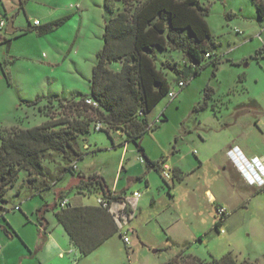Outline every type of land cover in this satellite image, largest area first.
Instances as JSON below:
<instances>
[{"label": "rangeland", "instance_id": "obj_1", "mask_svg": "<svg viewBox=\"0 0 264 264\" xmlns=\"http://www.w3.org/2000/svg\"><path fill=\"white\" fill-rule=\"evenodd\" d=\"M1 1L6 2V10ZM199 1L209 9L206 19L217 44L213 51L221 56L222 64L216 76L213 65L204 67L192 80L182 75L187 85L179 88L174 68L184 67L186 58L181 52L160 54L157 65L169 79L170 92L177 95L174 99L166 95L150 114L151 124L158 128L141 138L138 145L130 144L129 153L123 157V147L113 149L106 132L92 131L86 136L91 151L96 144L109 147L101 153L89 152L77 162L86 174L90 172L87 168H94L109 184L122 176L124 186L128 176H144L151 188L139 181L130 186V193L140 191L143 198L137 218L131 223L125 216L123 219L125 231H133L129 247L117 234L88 257L77 259L76 264H201L196 259L210 264L213 258L228 254L240 264H264V192L257 193L258 189L251 186L232 187L220 164L228 140L238 139L232 144L241 141L264 149V56L259 54L264 48V18H260L254 0ZM23 2L20 7L19 0H0V16L15 18V28L21 29L14 34L0 31L2 132L14 126H39L43 113L38 111L39 105H30L38 97L44 102L89 92L97 53L104 44L105 21L110 16L105 0ZM65 16L71 18L49 35L39 36L34 31L17 38L36 20L44 26L52 22L50 17L55 21ZM8 39L12 40L10 46L3 43ZM209 85L215 94L208 107L201 108ZM138 146L153 161L166 159L171 166L180 163L185 167L183 179L165 181L147 161L141 163ZM207 191L222 196L221 207L228 210L219 230L215 228L219 222L217 205ZM12 192L6 208L19 201L24 205L26 195ZM98 196H91V201ZM123 203L119 200L115 205L122 208ZM0 217L2 222L4 218L14 223L24 219L21 212L2 210Z\"/></svg>", "mask_w": 264, "mask_h": 264}, {"label": "trees", "instance_id": "obj_2", "mask_svg": "<svg viewBox=\"0 0 264 264\" xmlns=\"http://www.w3.org/2000/svg\"><path fill=\"white\" fill-rule=\"evenodd\" d=\"M254 1L263 19L264 2ZM105 8L112 16L105 25L103 48L97 53V63L89 80L90 94L72 99L50 98L44 102L38 97L30 105H39L38 111L47 118L45 123L28 129L14 127L0 131V210L6 211L7 194L18 184L21 189L26 186L44 192L52 189L53 183L62 180L66 173H78L74 165L84 158L80 139L92 131L106 132L111 139L113 132L122 131L127 143L138 145L141 138L157 129V124H151L150 114L171 91L169 79L157 65L160 54L181 52L186 58L184 67L174 68L179 83L187 85L181 80L182 75L192 80L210 65L214 66L216 76L222 58L213 51L217 44L206 19L209 9L199 0H105ZM70 18L65 16L44 26L32 27L27 33L49 35ZM259 54L264 56V48ZM205 60L210 61L205 63ZM116 64H120L119 70L112 68ZM214 94L215 90L207 86L201 108L208 107ZM88 99L97 102L98 107L89 105ZM98 122L107 128L97 131ZM138 150L150 167L162 175L165 163L149 160L142 146ZM55 165L58 170L53 174L51 167ZM79 178L80 184L76 187L80 190H94L107 200H124L100 175L87 179L79 175ZM258 192L264 190L258 189ZM66 207L57 213V219L81 257L91 255L121 234L114 216L102 206ZM222 225L219 221L215 228L219 230ZM196 261L203 263L201 259ZM210 264L240 263L228 254L221 259L213 258Z\"/></svg>", "mask_w": 264, "mask_h": 264}, {"label": "crops", "instance_id": "obj_3", "mask_svg": "<svg viewBox=\"0 0 264 264\" xmlns=\"http://www.w3.org/2000/svg\"><path fill=\"white\" fill-rule=\"evenodd\" d=\"M19 2H20V7H23L25 1L23 2V0H19ZM1 3L3 4V9L6 10L7 9L6 2L1 1ZM111 16H112L111 14L110 16H108V18L105 21V25L107 23V20ZM50 19L51 21H53L56 18L50 17ZM42 25L43 24L41 23V26ZM21 32L23 33L18 35L17 38H21L30 34L27 33V30ZM3 43H6L10 46L12 40L8 39ZM115 66H117V68H114V70L120 69V64H116ZM88 91L89 92L86 95L90 94V86L88 88ZM40 116L44 119L39 124L42 125L47 121V118L44 117L43 115ZM14 127H18V126H14ZM20 128L28 129L23 127ZM253 134L255 135V132ZM112 136L113 139H111L108 136L109 139L112 141L111 147L113 149L123 147L122 157L125 154L127 156V154L129 153V146L130 144L133 143L126 142L125 140L126 135L122 131L113 132ZM237 140L238 139L228 140L223 145V152H222L223 159L221 160L220 164L221 167L224 169V173L227 177V180L228 181L231 180L232 187L236 189L237 188L239 189L241 187L249 188V185L246 183L240 171L234 165L233 161L228 155V152L233 147H239L248 159L260 158L264 160V149L258 150L256 147H253L252 144L251 145L245 144L244 142L241 141L239 142V144H232L233 142L235 143V141L237 142ZM81 149L84 152V158L85 157L87 158L89 152L101 153L102 151L108 150L109 147L98 146L96 144L95 149L91 151L90 146L88 145L87 137H84L83 144L81 143ZM176 151L177 150H175V152ZM145 154L147 158L151 160L147 155L146 151ZM140 157L144 158L143 153H141ZM144 160L146 161L145 158ZM153 162H159V163L164 162L166 166H169L172 170L171 172L173 175V179L183 178L184 176L183 174L185 173V167H183L180 163H174L171 166L170 164L166 163V159L155 160ZM87 169L88 171H90L89 174L88 173L86 174L84 170L81 168V166L77 164L78 173H76L75 175L66 173L62 177V180L55 181L53 183L52 189L44 192L37 189L32 190L26 186L21 189L20 188L21 184H18L17 186H15V188L12 189L13 191L12 194L15 196H21L22 194L26 195V199L24 200L25 204L22 205L23 202L19 201L18 204H15L12 208L9 209L6 208L5 205L4 207L6 211L3 212L4 213L14 212V214L16 212H21V214L24 216V219L19 220L18 219L19 217H17L18 219L17 223H14L10 218H4L3 222L0 220V264H76L79 258L80 260L85 258L80 256V253L78 249L73 245L68 232L63 227V225H61V223L58 221L57 213L60 212L62 209L67 208V207H62L61 205L64 200H67L69 202L68 206L70 207L100 206L98 204V200L103 198L101 193L93 192L94 190L92 191L87 189L80 190L78 187H76L77 185L80 184L79 175L86 179L89 176L95 174L101 176V174L94 172V168L89 167ZM57 170H58V166L55 165V167L54 166L51 167V171L53 174H56ZM124 170L125 169L123 168V171ZM68 176L71 177L68 178ZM102 177L104 176L102 175ZM121 178L122 176H120L119 179L117 176L113 184H109L107 181L106 182L109 188L112 189L114 192L121 193L123 199L127 198L129 200H133L135 205L131 207L132 208L131 212H135V217L137 218L138 212L140 211L139 205L143 198V194L140 191H134L133 193H130V186L134 182L139 181L138 178H143L139 182L140 183L145 182L146 188L150 189L151 188L150 180L147 179V177L144 176L140 177L139 175L132 177L128 176L126 182L127 185L124 186V183L122 184L121 182ZM174 184L175 183L173 182V186L175 187ZM171 190L172 189H170L169 192H171ZM10 191L11 190H9L7 194L9 200H10L9 197ZM135 192L140 193L141 197L140 198L134 197ZM207 193H210V191H207ZM210 194H211V199L214 201V204L217 205L216 208L221 207L222 205L220 203L224 201L222 200V196H215L212 193ZM93 195H99L95 202L91 201L90 199V197ZM15 207H20L21 209L17 211L15 210ZM48 207H52V209H48ZM47 213H50V215ZM4 215L5 214H3L2 216ZM133 221L134 219H132L130 223ZM119 230L122 233L123 230L120 229V227ZM114 237H112L107 242H105L101 247L105 246ZM100 248H98L97 250H99ZM71 251H74V253L71 254ZM74 256L77 257L78 259L77 261L73 260Z\"/></svg>", "mask_w": 264, "mask_h": 264}, {"label": "built area", "instance_id": "obj_4", "mask_svg": "<svg viewBox=\"0 0 264 264\" xmlns=\"http://www.w3.org/2000/svg\"><path fill=\"white\" fill-rule=\"evenodd\" d=\"M10 19L0 16V31H7L9 26ZM41 23L36 20L34 25L32 27H40ZM208 57L210 55H207ZM179 86L181 88L185 87L184 82H180ZM177 93L170 92L169 96L170 98L174 99L176 97ZM87 103L93 107H98V103L95 102L93 99H88ZM160 120V119H159ZM158 120V121H159ZM105 129V125L101 122H98L96 124V130L100 131ZM228 155L230 156L231 160L233 161L234 165L237 167V169L240 171L241 175L245 179L246 183L251 186L255 187L259 190H264V160L260 158H254V159H248L242 150L239 147H233L229 150ZM141 162L145 163V160L141 158ZM75 168H77V165H74ZM171 168L169 166H164L162 176L165 180L170 181L173 179V175L171 172ZM134 197L140 198L141 194L138 192L134 193ZM117 200H107L105 198H101L98 200V204L102 206L103 208L109 210V212L114 216L116 223H118L120 229H122V239L127 247L130 245V237L129 235L133 233L131 229H128L125 231V228H123V219L124 216L129 220L128 223L135 217V212H131V207L134 206L133 200H129L127 198H124L125 203H123L122 208L121 205H115V202ZM69 202L67 200H64L62 202V207L68 206ZM120 209V210H119ZM15 210H20V207H15ZM217 214L219 217V221H222L223 223L228 217V210H226L224 207H218L217 208ZM74 251H71V254H73ZM74 261H77V257L74 256Z\"/></svg>", "mask_w": 264, "mask_h": 264}, {"label": "water", "instance_id": "obj_5", "mask_svg": "<svg viewBox=\"0 0 264 264\" xmlns=\"http://www.w3.org/2000/svg\"><path fill=\"white\" fill-rule=\"evenodd\" d=\"M16 31H17V29L14 26V18H11L10 22H9L7 33L8 34H14Z\"/></svg>", "mask_w": 264, "mask_h": 264}]
</instances>
